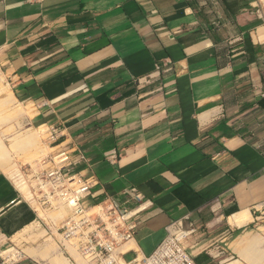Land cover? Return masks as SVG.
Instances as JSON below:
<instances>
[{
	"label": "crops",
	"instance_id": "0c3cea01",
	"mask_svg": "<svg viewBox=\"0 0 264 264\" xmlns=\"http://www.w3.org/2000/svg\"><path fill=\"white\" fill-rule=\"evenodd\" d=\"M255 7L254 0H0L5 104L30 103L21 121L56 126L62 145L83 152L97 181L87 203L128 188L147 203L125 259L153 252L172 221L233 231L264 211V21ZM40 221L0 170V251L17 234L37 233L27 229ZM258 239L246 234L231 248L258 264ZM27 255L31 264L72 263L57 250Z\"/></svg>",
	"mask_w": 264,
	"mask_h": 264
},
{
	"label": "built area",
	"instance_id": "2783aa9c",
	"mask_svg": "<svg viewBox=\"0 0 264 264\" xmlns=\"http://www.w3.org/2000/svg\"><path fill=\"white\" fill-rule=\"evenodd\" d=\"M166 65L164 63L161 67L168 69ZM161 67L159 64L155 66L156 74L163 69ZM60 133L58 127H52L49 133L52 142L58 140ZM59 147L62 150L55 157L56 166L45 169L36 178L41 191L38 200L42 199L44 207L51 208V203L59 198L69 204L71 217L57 232H61L67 243L73 241L72 247L78 249V254L87 264H199L184 244L194 230L187 217L170 222L165 237L153 252L148 255L136 253L132 259L126 260L125 254L135 252L133 246L140 223L139 214L147 207L143 195L136 188H128L115 198L106 197L98 203H87L97 184L95 176L86 173L91 170V165L78 149H64L62 143ZM107 159L114 162L115 154H108ZM13 250L0 251V264H26Z\"/></svg>",
	"mask_w": 264,
	"mask_h": 264
},
{
	"label": "rangeland",
	"instance_id": "374dc122",
	"mask_svg": "<svg viewBox=\"0 0 264 264\" xmlns=\"http://www.w3.org/2000/svg\"><path fill=\"white\" fill-rule=\"evenodd\" d=\"M254 1L255 8L259 11L264 21V0ZM0 77L3 79L2 83H0V146L5 158L8 159L6 168L0 167V170L11 179L23 197L37 210L41 220L40 224L36 223L27 229L28 231L35 228L38 229V232L35 233L36 235H25L18 238L17 234L1 248V251L5 252L10 248L14 249L21 255L20 259L24 263L31 264L30 259H33L27 255V252L44 251L49 254L51 250H57L62 253L61 256L66 261V258L69 257L72 258L71 262L74 264H87L78 252L76 254L72 253L73 247L71 244L73 241L71 240L70 244L67 243L61 237V232H57L61 225L71 217L70 208L60 204V208L54 210L49 206L44 207L42 199L38 200L41 191L38 189L37 182H35L37 181L36 178L41 176L45 169L56 166L57 159L55 157L58 155V151L62 150L59 147L60 138L52 142L53 139L49 136L52 127L55 126L47 127L39 123L27 125L23 122L24 120L21 121L26 118L25 116H31V104H26L25 107L23 104L19 105L18 103L15 106L5 104L6 93L2 92V90L9 89V86L6 82L4 70L1 68ZM21 110H23L24 114L20 113ZM42 129L44 133H41ZM32 131L35 134L34 139L37 137L35 143L24 146L23 143L27 140V133ZM62 148L69 149L68 145H62ZM14 170L21 171L24 176L23 179L27 185H23L24 189L22 190L16 185V179L11 177L16 172ZM53 206L55 207V204ZM193 228V232L185 240L184 244L195 255V258L203 260V264H228L233 261H238L240 264H248L231 249L232 242L245 234L258 237L259 249H264V211L255 215L254 221L248 226L233 231L225 230L223 226L219 227L218 225H214L209 229L201 227L200 230H196L194 226ZM214 254L219 255L213 256ZM66 264L71 263L66 262Z\"/></svg>",
	"mask_w": 264,
	"mask_h": 264
},
{
	"label": "bare ground",
	"instance_id": "6f19581e",
	"mask_svg": "<svg viewBox=\"0 0 264 264\" xmlns=\"http://www.w3.org/2000/svg\"><path fill=\"white\" fill-rule=\"evenodd\" d=\"M7 91H9V90H7ZM12 101H14V100H12ZM7 104H8V103H7ZM43 131H44V130L42 129L41 132H43ZM35 133L37 134V132H35ZM37 135H38V134H37ZM37 135H36V136H37ZM34 136H35V135H34V132H33V131H32V132H28V133H27V137H26L27 140H26L25 143H23L24 146H26V145L28 146V145L32 144L33 142H35ZM16 143H17V142H16ZM20 143H21V141H20ZM20 143H18V144H19L20 146H22ZM1 163H2V164L6 163V158H5V156H4V152L2 151L1 146H0V165H1ZM4 165H5V164H4ZM4 165H3V166H4ZM14 171H16V172H15L11 177H13L14 179H16V181H17V184H16V185H18V186L21 188V190H22V189H24V188H23V185H27V184L25 183L24 179H23L24 176L21 174V171H18V170H14ZM35 182H37V181H35ZM18 186H17V187H18ZM29 193H30V192H29ZM51 204H52V205L55 204V207L52 206V208H53L54 210H58V209L60 208V204H61V206H62V205H66V204L64 203V201H63L62 199H60V198H59V200H55V201H53ZM66 206H69V204H67ZM234 217H235V216H234ZM65 219H66V218H65ZM237 221H238V220H237ZM36 230H37V229H36ZM245 235H246V234H245ZM245 235H244V236H245ZM239 238H240V237H239ZM242 240H244V239H242ZM240 241H241V240H240ZM234 242H235V243H236V242L238 243L239 240H235ZM242 242L244 243V242H246V241H242ZM235 243H233V244H231V245H234ZM239 243H240V242H239ZM243 243H242V244H243ZM249 243H250V242H249ZM256 243H257V242H256ZM256 243H255V245H256ZM242 244H241V245H242ZM253 244H254V242L251 243V244H249V245H252V246H253ZM238 245H239V244H238ZM238 245H237V247H238V249H239L240 246H238ZM247 245H248V242H247ZM255 245H254V248L251 246V247L253 248V251L256 250ZM234 246H235V245H234ZM234 246H233V247H234ZM242 246H243V248H245L246 244H244V245H242ZM233 247H232V248H233ZM237 247H236V248H237ZM232 248H231V249H232ZM241 248H242V247H240V249H239L240 251H241ZM247 248H248V247H247ZM234 249H235V248H234ZM238 249H237V250H238ZM77 250H78V249H76V251H77ZM232 250H233V249H232ZM242 250H243V249H242ZM245 250H246V248H245ZM247 250H248V251H245V252H249V251H251L252 249H250V250L247 249ZM257 250H258V249H257ZM257 250H256V251H257ZM233 251H234V250H233ZM253 251H252V252H253ZM235 253H237V251H235ZM260 253H261V252H260ZM262 253H263V258H264V250H263ZM43 255H44V254H43ZM255 255H256V254H255ZM46 256H47V255H46ZM46 256H45V257H46ZM73 256H74V255H73ZM261 256H262V255H261ZM40 257H42V256H40ZM42 258H43V257H42ZM263 258H262V259H263ZM262 259H261V260H262ZM52 261H54V262L52 263ZM52 261H51L52 264H56V263H57V264H65L64 261H63V259H53ZM259 261H260V259H259ZM65 262H66V261H65ZM261 263L264 264V261L262 260L260 263L258 262V264H261ZM228 264H238V263H237V261H233V262H230V263H228ZM252 264H255V263L252 262ZM256 264H257V263H256Z\"/></svg>",
	"mask_w": 264,
	"mask_h": 264
},
{
	"label": "trees",
	"instance_id": "16d2710c",
	"mask_svg": "<svg viewBox=\"0 0 264 264\" xmlns=\"http://www.w3.org/2000/svg\"><path fill=\"white\" fill-rule=\"evenodd\" d=\"M195 261L197 262V263H199V264H203V260L202 259H197V258H195Z\"/></svg>",
	"mask_w": 264,
	"mask_h": 264
}]
</instances>
